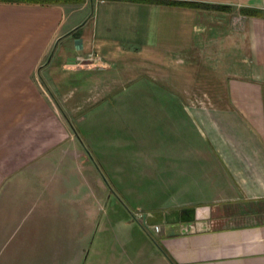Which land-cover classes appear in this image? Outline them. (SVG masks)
<instances>
[{
	"label": "crops",
	"instance_id": "crops-1",
	"mask_svg": "<svg viewBox=\"0 0 264 264\" xmlns=\"http://www.w3.org/2000/svg\"><path fill=\"white\" fill-rule=\"evenodd\" d=\"M0 264H264V0L0 2Z\"/></svg>",
	"mask_w": 264,
	"mask_h": 264
},
{
	"label": "rangeland",
	"instance_id": "rangeland-1",
	"mask_svg": "<svg viewBox=\"0 0 264 264\" xmlns=\"http://www.w3.org/2000/svg\"><path fill=\"white\" fill-rule=\"evenodd\" d=\"M59 107L62 110V112L64 114V117L66 118L67 122H69V124L74 127L75 133L80 138V140L83 142L84 138H83V136H82V134L80 132V127L76 123V120L71 117V115H70V113H68V111L63 109L62 105L59 104ZM126 112H129V111H126ZM127 116H129V115H127ZM130 120L133 122L132 118ZM90 153H91V155L93 154V152L91 150H90ZM108 169H109V171L107 170V168L105 170V174H106V177H107V180H108V181H106V185H107L108 189L110 191H113V193L117 194L118 196H120L121 199H123L122 200L123 202H124V200L126 201V199L124 198V195L121 193V191H126L127 193L128 192H132V194H133V183H130V182H126V183L118 182V178L115 175V173L113 172L114 171L113 168L111 167V168H108ZM127 201H128L127 208H131V217L133 218V222H135L136 224H140L144 228V225L141 224V222L137 218L140 215H144L142 213L143 211H140V210L138 211L137 209H135V207L133 206V202H134L133 198H129ZM130 203H131L132 206H130ZM136 214H138V216ZM149 227H154V226H149ZM152 235L154 237H156V238H157V236H159V235H156L154 233H152Z\"/></svg>",
	"mask_w": 264,
	"mask_h": 264
},
{
	"label": "trees",
	"instance_id": "trees-1",
	"mask_svg": "<svg viewBox=\"0 0 264 264\" xmlns=\"http://www.w3.org/2000/svg\"><path fill=\"white\" fill-rule=\"evenodd\" d=\"M83 0H0V2H11V3H35V4H63V3H70V2H74V3H81ZM156 2L157 1H153ZM99 170L101 172V174L103 175V177L107 180L106 174H105V170L98 165ZM145 231L150 235V237L157 242V238L154 237L150 231V229L146 226H144Z\"/></svg>",
	"mask_w": 264,
	"mask_h": 264
},
{
	"label": "water",
	"instance_id": "water-1",
	"mask_svg": "<svg viewBox=\"0 0 264 264\" xmlns=\"http://www.w3.org/2000/svg\"><path fill=\"white\" fill-rule=\"evenodd\" d=\"M170 212H168L169 214ZM148 218H153L154 216L152 214H148L147 216ZM147 217L145 216V218L147 219ZM161 225L162 224H165V221H160L159 222ZM168 227L166 226V236L168 237H171V236H178L180 235V232L175 228V227H172V226H169L168 222H166Z\"/></svg>",
	"mask_w": 264,
	"mask_h": 264
},
{
	"label": "built area",
	"instance_id": "built-area-1",
	"mask_svg": "<svg viewBox=\"0 0 264 264\" xmlns=\"http://www.w3.org/2000/svg\"><path fill=\"white\" fill-rule=\"evenodd\" d=\"M136 215L138 216V214H136ZM137 218L144 226L148 227L152 233H154L156 235L161 234L162 228L160 226L149 227L144 215H140Z\"/></svg>",
	"mask_w": 264,
	"mask_h": 264
}]
</instances>
